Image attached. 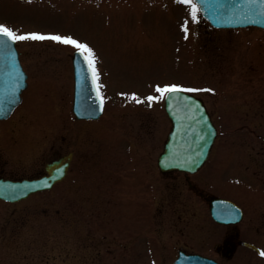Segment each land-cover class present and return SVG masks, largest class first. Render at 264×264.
<instances>
[{
    "label": "rangeland",
    "instance_id": "obj_1",
    "mask_svg": "<svg viewBox=\"0 0 264 264\" xmlns=\"http://www.w3.org/2000/svg\"><path fill=\"white\" fill-rule=\"evenodd\" d=\"M198 15L193 21L178 0H0V23L19 32L59 33L87 42L106 101L101 118L77 121L71 110L74 46L51 39L17 41L28 85L12 115L0 121V137L6 131L5 137H26L30 144L12 151L0 139L2 162L28 175L51 155V144L59 149L66 138L76 142L88 163L80 178L93 186L126 184L104 195L110 199L108 205L102 202L104 217L99 205L107 199L88 194L73 173L36 194L44 198L23 200L15 216L25 224L18 236L10 225L3 232L0 264H171L181 249L224 260L213 251L223 229L212 222L208 201L185 185V174H162L157 167L171 122L163 98L147 97L160 95L158 84L200 89L193 93L214 113L221 149L211 158L215 168L205 166L189 178L208 170L215 191L241 204L242 177L236 164H225L234 158L222 153L234 148L242 153L240 140L250 137L241 128L248 123L244 115L259 116L260 122L251 124L264 131V29H214ZM185 20L187 34L181 27ZM250 105L258 111L247 112ZM161 183L168 184L167 196L154 191ZM14 205L8 212L0 207V225ZM251 241L258 247L262 239L252 235ZM237 250L241 254L228 263L264 264L255 251L244 258L242 247Z\"/></svg>",
    "mask_w": 264,
    "mask_h": 264
},
{
    "label": "water",
    "instance_id": "obj_2",
    "mask_svg": "<svg viewBox=\"0 0 264 264\" xmlns=\"http://www.w3.org/2000/svg\"><path fill=\"white\" fill-rule=\"evenodd\" d=\"M204 17L216 27H239L256 25L264 27V14H249L246 0H199ZM231 21V22H229ZM15 56L7 49L0 51V118L9 116L20 103L21 91L26 87V75L18 61L15 42L9 41ZM15 60V64L13 63ZM75 111L79 117L99 114L100 103L94 99L95 90L90 81V74L79 54L75 57ZM19 81L17 83V77ZM15 88V91H13ZM190 97L191 100L182 99ZM171 103L172 107H169ZM173 127L168 135L163 153L158 162L163 172L172 170L196 171L205 161L216 135V129L209 119L201 101L193 95L180 92L168 94L166 103ZM98 109V110H97ZM95 110V111H94ZM67 163L59 160L51 163L48 176L40 179L11 181L0 179V198L15 201L27 197L30 193L46 189L62 179ZM59 169V171H57ZM222 202L214 201L216 206ZM232 207V206H230ZM241 212L234 208L225 222L236 221ZM234 218V219H233ZM233 219V220H231ZM174 264H217L215 261L199 255H181Z\"/></svg>",
    "mask_w": 264,
    "mask_h": 264
},
{
    "label": "flooded vegetation",
    "instance_id": "obj_3",
    "mask_svg": "<svg viewBox=\"0 0 264 264\" xmlns=\"http://www.w3.org/2000/svg\"><path fill=\"white\" fill-rule=\"evenodd\" d=\"M71 103H72V99H71ZM253 106L254 105H250L249 106L250 109H247V112H253V113L257 112L258 110L254 108ZM263 106H264V103H263ZM104 110H106V105H104L103 113L100 115L99 118H101V116L104 114ZM208 111L212 119V122L218 129V134H219L220 131L216 124L215 115L209 110V108H208ZM244 117L246 118L244 119V122L245 123L248 122V123L242 124L241 128L244 126L247 130L246 135H250V137L244 135V137L241 138L240 142L243 144L242 153L240 150H238V148H234L230 151L223 149L224 151L222 153V156L224 157L227 156L229 157V159H231L232 157L234 158L233 163L225 161V164H231V165L236 164L239 169L238 173L242 177L241 181H242L243 201L241 204H238L240 211H241V219L239 222L235 224L220 223L212 219V217L210 216L214 225H217V227L223 229L221 230V229L216 228L220 230L221 232H219L220 235H218L219 241H217V244L215 243L216 245L214 246V249H213V251L219 255L218 257L222 256L224 258V260L220 261L219 258L213 257L220 264H230L233 262L234 258L237 259V257L241 254V252L240 253L237 252L239 251L237 250L239 247H242L243 249L242 256L244 258L251 257L253 251H255L258 254V256L261 258L262 256L259 255L258 250L264 249L262 245V242H264V131L260 129L258 124L256 125L257 130L255 129L256 126L251 124L252 122H255V121L259 123L260 121L257 120L259 116L244 115ZM97 119H94V120H97ZM3 120L5 121L6 119H3ZM3 120H0V121H3ZM76 120L77 121H93V120H86V119L84 120L76 119ZM5 133L7 132L6 131L2 132L3 136H1L0 139L3 141L4 146L12 151H17V150H20L21 148L25 149L27 145L30 144V139L26 137L22 138L20 136L19 138L15 139L14 137L7 135L11 138V141L8 143L6 140L7 136L5 137ZM35 135H38V133L36 132ZM219 149H221V147H216V142H215L209 154V158H208L209 162L208 163L206 162L207 164L205 163L206 164V165L204 164L205 166L211 165L213 168L217 166L218 163L213 164L211 162V158H212L214 151H217ZM49 150L52 151L51 155L48 158L44 159L42 166H40L36 170H32L31 172H29L28 175H24L22 171L20 172L18 170H11V168H7V166L0 159V178L17 180V179H23L25 177H31V178L39 177L47 173L46 171L47 164L51 163L52 161L59 160L63 157H66L68 161V169H67L66 178L72 173H73L72 175L73 177L83 176V174L81 173V169L85 166L84 161H83V155L77 151V144L75 141H70L66 138H63L59 149L56 148L54 144H51ZM240 156H241V162H240ZM100 158L104 159V156H101ZM102 166H103L102 168H105L106 164L103 163ZM85 168L89 169L87 161H86ZM203 168H201V170ZM146 170H151L150 165H148ZM233 173L234 172L231 171V174L234 177H236ZM142 175L147 176L146 173L141 174L140 176ZM136 176H139V175H135V177ZM209 176H210L209 171L206 170V171H203V173L199 174L193 180L189 178V174H186L183 176L184 177L183 180H185V185L188 188H190L192 191L194 190L196 194L199 195V197H202V198L220 197V198H226V199L234 201L233 199H231L227 195H224L223 193H217L214 189V186H212V182L210 181ZM74 181H75V178L70 179V182H74ZM164 181L168 183V179H164ZM237 181L239 180L237 179ZM76 182H79L78 184L80 183L86 184V192L92 195V197L96 195L97 193H100L101 196L107 199V200L101 201L99 205V208L102 209V214H100L102 217H104V214H106L104 211V209L107 208L106 205L110 203V199L108 197H105L104 195H108L110 193V189L115 192H119V189H122L123 186H126V184H119L116 182H112L113 183L112 185H107V186L105 185L104 182L99 183L96 186H93V184H91L93 181L89 179L80 178V177L78 180H76ZM145 182L147 183L149 182V180L147 179L145 180ZM167 183L166 184L161 183L159 186H156L154 191L156 193L162 192L163 194L167 196L169 194ZM70 185H73V184L70 183ZM205 185L206 186L210 185L209 187L210 190L206 189L207 187H205L207 192L204 188H202ZM227 185L228 184H225L221 187L222 188L225 186L228 187ZM221 187L218 189L222 190ZM36 194L30 195L27 199L33 198L35 200H40L41 198H44L43 196L38 197ZM34 195L36 197H33ZM94 199L95 198H93V201H95ZM21 202H23V200H20L17 202H6L4 200H0V207L2 205H5L6 206L5 208H7L6 209L7 212L9 209L8 208L9 205L15 204L13 206V209L9 211V214L6 215V213H4V218L0 225V242L4 238L3 232L8 230L9 225L12 227L13 234L18 236L19 235L18 230L25 224V219L22 216L20 215L15 216L17 209L19 208L18 204ZM102 202L106 203V205H103ZM112 205H114V203ZM252 235H257L262 239V242L257 243L258 247L254 245V242L251 241Z\"/></svg>",
    "mask_w": 264,
    "mask_h": 264
},
{
    "label": "snow or ice",
    "instance_id": "obj_4",
    "mask_svg": "<svg viewBox=\"0 0 264 264\" xmlns=\"http://www.w3.org/2000/svg\"><path fill=\"white\" fill-rule=\"evenodd\" d=\"M180 3L184 4L188 7V15L191 17L193 21L198 20L200 17L198 13L200 12V4L199 0H179ZM246 4L248 7L249 14H257L256 9L258 7V12L260 14H264V0H246ZM231 22V21H229ZM188 21L185 20V22L181 25L184 32L188 33V27H187ZM44 40V39H51L63 44L72 45L78 51L87 65V72L90 73L92 84L94 85L96 96L99 97L101 106L103 104L104 96L100 92V84L98 83L99 78V72L96 67V55L92 47L87 42L81 41L77 38H75L72 35H61L59 33H42L38 31H28V32H19L15 30L13 27L6 25L5 23H0V51H3L4 49H7L9 54L11 56H15L14 50L11 48V45L9 44V41L16 42V41H23V40ZM13 63L15 64V60H13ZM19 81V76L17 77V83ZM156 92H158L160 95H151L149 94L147 97L148 101H155L159 100L165 97L166 94H179L181 91H188V92H196L200 91V89L187 87L183 84L179 83H167L161 85L155 86ZM207 91L211 92L214 91V89L208 88ZM13 91H15V88H13ZM131 96L134 99H137V102H139V98H137L135 93H132ZM182 99L190 101V97H184ZM169 107H172L171 103L169 104ZM59 171V169H57ZM259 255L264 257V249H259Z\"/></svg>",
    "mask_w": 264,
    "mask_h": 264
}]
</instances>
